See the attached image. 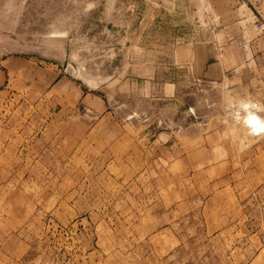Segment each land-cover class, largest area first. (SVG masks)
Listing matches in <instances>:
<instances>
[{
	"label": "rangeland",
	"instance_id": "374dc122",
	"mask_svg": "<svg viewBox=\"0 0 264 264\" xmlns=\"http://www.w3.org/2000/svg\"><path fill=\"white\" fill-rule=\"evenodd\" d=\"M0 264H264V0H0Z\"/></svg>",
	"mask_w": 264,
	"mask_h": 264
},
{
	"label": "bare ground",
	"instance_id": "6f19581e",
	"mask_svg": "<svg viewBox=\"0 0 264 264\" xmlns=\"http://www.w3.org/2000/svg\"><path fill=\"white\" fill-rule=\"evenodd\" d=\"M246 118V122H249V123H252L251 122V117H252V115L250 114V115H247V116H245ZM254 127H255V125H253ZM255 132V131H254Z\"/></svg>",
	"mask_w": 264,
	"mask_h": 264
}]
</instances>
